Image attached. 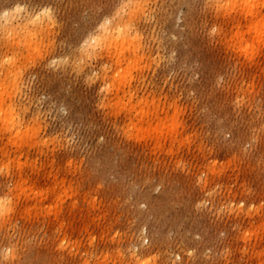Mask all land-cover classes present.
Segmentation results:
<instances>
[{"label": "rangeland", "instance_id": "obj_1", "mask_svg": "<svg viewBox=\"0 0 264 264\" xmlns=\"http://www.w3.org/2000/svg\"><path fill=\"white\" fill-rule=\"evenodd\" d=\"M122 1L0 0V16L18 11L19 2L26 14L52 7L55 21L39 37L48 41L47 60L17 42L9 55L25 76L22 99L31 108L24 119L38 112L36 134L73 144L63 161L51 145L21 157L33 161L26 176L40 173L42 189L27 199L70 186L66 207L79 193L74 226L100 235L92 254H79L89 264H264V0H157L140 30L141 57L117 71L99 47L97 62L76 69L71 55L79 40L100 35L102 19ZM5 50L0 43V54ZM121 91H149L146 102L154 98L166 108L159 129L177 127V134L156 142L149 126L132 125L136 113L119 114L126 97L115 103ZM109 102L115 109L103 115ZM32 132L0 140V164L5 149L30 145ZM70 160L81 162L77 172L67 170ZM210 160L216 164L205 174ZM39 211L0 229V264H7L9 244L23 252L20 264H83L61 255L58 245L56 256L33 257L48 228L22 230Z\"/></svg>", "mask_w": 264, "mask_h": 264}, {"label": "bare ground", "instance_id": "obj_2", "mask_svg": "<svg viewBox=\"0 0 264 264\" xmlns=\"http://www.w3.org/2000/svg\"><path fill=\"white\" fill-rule=\"evenodd\" d=\"M155 2L157 0L122 1L120 8L113 10L109 16L106 15L102 19L100 35H93L87 44H85L86 40H79V46L71 55L74 67L79 70L82 61H89V65L91 66L93 62H97L101 50L106 52V60L108 59L113 63L116 60L117 71L126 68L135 58L141 57L143 49L139 43L140 30L142 24L147 22L148 16H151L150 14L153 12L152 5ZM25 6L24 2H19L16 4V10L18 11H15L13 14L3 12L0 16V29L3 33L0 43L6 48L0 54V124L5 123L6 125L0 126V140L7 141L8 143L21 137L23 131H33L32 133L36 134L43 124V119L38 112L29 119H24L31 108L30 104L24 103L22 99L25 76L22 73L19 74V71L17 72V65L20 64V61L16 57L9 55V49L10 45L12 44L13 46L16 42L21 45L29 44L31 53L37 49V57L42 61H46L48 54L46 46L48 41H42L39 37L50 31L51 24L54 23L55 19L52 7L48 3L37 7L34 12L32 11L27 14ZM249 8L247 16L253 14L255 10L253 6ZM161 11L158 9L157 14L161 13ZM236 20L238 22V18ZM13 37L15 41L10 40ZM103 42L105 43L101 44ZM99 47H101L100 51H98ZM107 71L110 70L105 69L106 73ZM104 78L106 77L102 79ZM128 79L133 80L134 78L130 76ZM149 93V91H121V96L116 97L115 103L120 102L121 97H126L128 103L120 106L119 114L123 118H126L136 113L135 115L138 116L132 120V125H137L140 129L143 126H149L148 130L150 132L148 136L152 137L156 142L162 140V137L173 138L177 134L178 128L174 127L166 131L159 129V121L162 119V115L166 113V108L157 104L154 98L146 102ZM112 102L107 104L103 115L114 111L115 103ZM68 130L69 128L66 127L65 131L67 133ZM57 138L58 136L55 135L51 139H45L36 134L28 146L25 144L26 141H24L5 149L4 154L8 156L0 164V189L2 190L0 197V229L15 226L18 221L31 215L36 208H39L40 211L34 215L33 226L25 227L22 230L23 234L27 235L33 229L37 230L39 223H42L44 228H48V235L42 236V243L36 247V253L33 257L36 258L38 253L44 252L41 256L46 260L60 253L61 255H65L70 261L75 260V263L89 264L79 254L81 252L87 254L88 249L91 250L90 254H92L100 235H98L99 233L91 232L89 227L83 226L82 228H77L74 226L73 217L75 215L71 214H75V211L79 212V193L75 190L68 197L70 202L66 207L62 206L61 201L64 197H67L68 191L72 190L70 186L60 189L52 188V190H48L38 197L34 196L32 201L27 199L30 193L39 192L42 189L41 185L36 182L40 173L33 174V178L26 176L24 174L26 168L32 167L33 161L31 159L22 161L21 157L29 155L34 148L37 149V147L40 148L42 145H45L49 149L51 145L50 151L52 152L54 149L60 150L61 155L57 159L63 161L69 156L68 151L72 148L73 144L66 137L60 140V142H58ZM25 145L27 147H24ZM9 152H12L13 156L9 155ZM80 163L79 161L70 160L67 170L71 173L77 172V165ZM215 164L216 161L210 160L204 173L208 174V168ZM13 165L17 168L9 171V167ZM48 174L42 175L44 185L48 183ZM206 180L203 182L205 183ZM82 198H85L84 194ZM44 202L46 205L42 206ZM69 216L71 217L69 218ZM83 234L87 237L80 241L75 240ZM101 234L105 235V232L102 231ZM58 235H61V237L57 238ZM56 245L60 247L58 248L59 253L56 252ZM6 247V252L3 255L5 262L7 264H20V257L23 256V252H17L10 244ZM45 251L47 252L45 253ZM142 264L151 263L147 259Z\"/></svg>", "mask_w": 264, "mask_h": 264}]
</instances>
